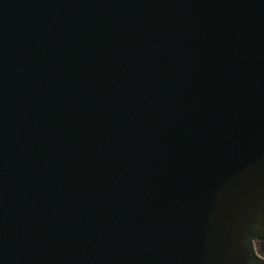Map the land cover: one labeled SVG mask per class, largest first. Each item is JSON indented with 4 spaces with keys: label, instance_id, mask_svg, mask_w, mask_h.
<instances>
[{
    "label": "water",
    "instance_id": "water-1",
    "mask_svg": "<svg viewBox=\"0 0 264 264\" xmlns=\"http://www.w3.org/2000/svg\"><path fill=\"white\" fill-rule=\"evenodd\" d=\"M264 0H0V264H264Z\"/></svg>",
    "mask_w": 264,
    "mask_h": 264
},
{
    "label": "trees",
    "instance_id": "trees-1",
    "mask_svg": "<svg viewBox=\"0 0 264 264\" xmlns=\"http://www.w3.org/2000/svg\"><path fill=\"white\" fill-rule=\"evenodd\" d=\"M254 246L257 253L264 258V240L255 242Z\"/></svg>",
    "mask_w": 264,
    "mask_h": 264
}]
</instances>
